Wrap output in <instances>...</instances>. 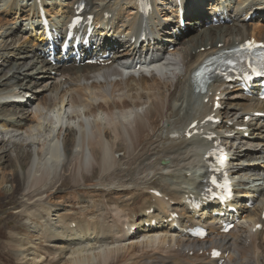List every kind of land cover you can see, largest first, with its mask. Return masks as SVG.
<instances>
[{"label": "bare ground", "instance_id": "1", "mask_svg": "<svg viewBox=\"0 0 264 264\" xmlns=\"http://www.w3.org/2000/svg\"><path fill=\"white\" fill-rule=\"evenodd\" d=\"M78 1L10 0L0 10V185L9 171L15 184L9 198H23L15 209L17 215L4 249H17L15 236L20 234L19 226L26 225L25 219L38 243L33 236H26L31 252L17 256L24 264H215L198 254L208 245L228 253L223 264H264V220L260 219L264 165L259 162L264 163V121L252 115L264 111V104L243 96L238 87L232 86L228 92L230 86L221 82L195 97L190 82L191 72L207 56L252 37L264 42V21L257 25L245 21L252 13L261 17L264 0H195V5L189 4L191 0H179L185 16L201 15V6L208 3L210 18L223 16L233 23L231 27H211L203 26L206 15L186 19V37L176 22L177 0H151L153 8L147 18L136 13L137 0H111V5L109 0H82L85 14L92 15L96 25H103L99 35L104 45H99L94 55L105 53L104 47L115 52L111 44L117 38L129 40L134 35L138 40L145 32L155 57L151 63L164 66L157 74L134 70L146 56L147 45L142 41L139 48H135L136 42L122 45L105 66L52 67L43 57V37L37 36L41 29L28 26L39 23L38 8L43 7L58 29L72 16ZM14 10L25 22L24 36L35 37L31 45L20 42L24 38L12 32L9 24L1 23ZM6 37L17 39L8 45ZM170 47L173 50L167 52ZM121 69L128 70L127 77H120ZM13 80L17 83L12 84ZM40 83H44L41 91ZM71 87L76 89L68 99ZM27 94L29 99L16 101ZM13 95L19 98L10 101ZM228 95L231 102L222 103ZM215 97L224 108L215 111L220 123L208 134L214 133L215 140L225 147L226 173L233 177L234 186L242 189H236L232 204L242 221L228 234H220L211 225V237L189 240L181 233L187 223H212L214 218L205 209L187 211L185 201L194 194L197 179L201 181L206 168L201 164L204 152H199L205 142L186 139L184 129L210 113L209 103ZM35 98L38 102L34 103ZM239 126L246 130H238ZM244 132L252 133L251 138L244 137ZM137 157L143 158L138 161ZM247 175L251 179L241 182L240 177L248 179ZM256 182L261 183L249 185ZM67 183L75 190L95 183L101 187L95 190L100 191L96 196L102 200L93 201L91 209L82 207L77 218L55 210L56 219L50 220V225L47 221L52 215L44 196L62 193L68 189ZM152 190L159 191L161 198ZM123 191L130 199L111 196ZM245 198L255 201L251 210L245 207ZM78 199L79 204L86 203L84 197ZM170 212L179 215L177 223L183 225L178 230L169 221ZM152 219L158 222L155 226H150ZM257 223L263 228L253 231Z\"/></svg>", "mask_w": 264, "mask_h": 264}, {"label": "rangeland", "instance_id": "2", "mask_svg": "<svg viewBox=\"0 0 264 264\" xmlns=\"http://www.w3.org/2000/svg\"><path fill=\"white\" fill-rule=\"evenodd\" d=\"M20 1H22V0H20ZM9 2H10V0L9 1L8 0L0 1V10L4 9ZM21 4H24V2ZM109 5H111V0H109ZM14 16H15V13H9L8 15L5 16L6 18L1 19V23H2V25H8L9 24V26H11V28H12V32H14L17 36H20L19 30L22 28L21 25L23 23L19 24L18 23L19 21H17V24L13 23L14 21H16V18L14 19ZM123 19H125L124 15H123ZM254 22H255V20H254ZM13 25H16V26H13ZM262 38H264V36H262ZM11 39H17V37L16 38L6 37L4 39V41L9 42ZM20 42L26 43L27 41H26V39H21ZM11 44L12 43L9 42L8 45H11ZM1 75L2 74H0V76ZM16 83H17V80L12 81V84H16ZM42 85L43 84H40L41 87L39 89H42ZM75 89L76 88L71 87L69 92L73 91V93H74ZM155 91L156 90H154L153 92H155ZM71 94L72 93L68 94V96H67L68 99L70 98ZM35 102H38L36 98L34 100V103ZM2 112H3V110L0 109V113H2ZM153 112H154V110L151 111V115ZM6 120L7 121L10 120V117L8 115H6ZM120 152L116 153L115 156H118ZM142 158L143 157H137V160L140 161ZM162 161H164V160H162ZM260 162H262V161H260ZM5 174H6V178H5L6 180L2 185H0V264H24L23 263L24 260L22 262H20L18 260V258L22 257L20 255V253H22L25 256V254H29L31 252V245L28 244L26 236H28V235L33 236L34 237L33 240L36 239V241L34 240L35 241L34 243H36V245L38 243V240H37L38 237L30 234L29 230H31V229H29V226L31 227V225L29 224L27 226V223H26V225H21L17 229V232L20 233L19 235L15 236L16 240L19 243L17 249H15V251H10V250L4 249L5 244H8V242H9L8 235L10 233V230H12L11 229L12 226L14 225V221H13L14 216L17 215V210H15V209L17 208L18 203L20 202V199H23L21 196H14L12 199L9 198V197H11V193H12V190H14L15 184L12 182V177H10L11 175H8L9 171L6 170ZM91 174H92V171L89 172L88 175L90 176ZM145 175H147L148 177H151L152 174H145ZM0 177H1V174H0ZM10 182H12V183H10ZM259 184H260V182L255 183V184H249V185L257 186ZM66 187L68 188L67 190L63 191L60 194L57 193L54 197H52V196L49 197V195H47V194H46L47 196L46 195L44 196V200H47L46 203L48 204V207L50 208V214L52 215V216H50L49 220L47 221L50 225H52V223H53V222H50V220L56 219L55 210H57V211L62 210V211H59V213L61 215L62 214L63 215L64 214H69V215L73 214L77 218L79 215L78 212H80L82 207H85L86 209H91V207L94 205L93 201L96 202L97 200H102L101 197L96 196V194L99 195L100 191H97L95 189H99L101 187H98V185H96L95 183H89V185H83L79 189H76V190H75V188H71V185H69V183L66 184ZM69 188H71V189H69ZM73 190H75V191L71 192ZM114 190H117V189H114ZM123 192L119 193L120 195H118V193H117L116 195L111 194V196L112 197H118L119 196V197L123 198V200L130 199V194H127V191H123ZM81 196L85 198L84 200L86 203L84 205L79 204L80 201L78 198ZM74 210H78V211L74 213L73 212ZM44 220H47V218H45ZM25 221L26 220L23 219L22 222L25 223ZM27 222H29V221H27ZM127 243L128 242H125L124 244H127ZM41 246H43V245L41 244ZM41 252H43V251H41ZM18 255H20V257L17 258ZM28 257L31 258L32 256L29 255ZM29 261L30 260H28V262Z\"/></svg>", "mask_w": 264, "mask_h": 264}]
</instances>
